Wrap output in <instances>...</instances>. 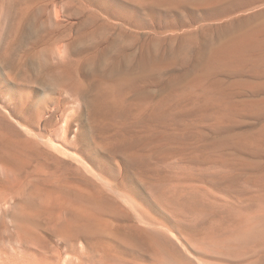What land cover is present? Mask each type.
I'll return each mask as SVG.
<instances>
[{
  "label": "rangeland",
  "instance_id": "1",
  "mask_svg": "<svg viewBox=\"0 0 264 264\" xmlns=\"http://www.w3.org/2000/svg\"><path fill=\"white\" fill-rule=\"evenodd\" d=\"M202 1L0 0V264H264L259 52L166 65L264 3Z\"/></svg>",
  "mask_w": 264,
  "mask_h": 264
},
{
  "label": "bare ground",
  "instance_id": "2",
  "mask_svg": "<svg viewBox=\"0 0 264 264\" xmlns=\"http://www.w3.org/2000/svg\"><path fill=\"white\" fill-rule=\"evenodd\" d=\"M220 1L223 2H221L220 5L215 6L213 10H209V13L207 14L208 17L228 15L245 6L264 3V0H206L202 1L199 5L201 7L206 5H216ZM58 13L59 12H56V14ZM219 31L220 34L218 35V40L213 42H206L196 38L191 39L188 43L189 46L187 47V50H184V48L180 47L181 50L179 52L177 51L176 53H173V58L169 59V61L166 59V65L175 66L178 65V63L182 65L188 63V61H190V59L195 55L193 47L196 44H200L199 49L197 50L200 54H197L195 58L199 59L201 57L205 61L206 67L221 65L226 62H238L240 56H243L242 59H245L247 54L254 51L259 52V54L254 58L255 63H258L259 67H264V21L256 23L255 25H251L248 28L231 25L225 29L217 30V34ZM203 33L205 35L207 32ZM221 36H223V38ZM172 49L174 50L175 48ZM204 55L205 58L203 57ZM179 58L180 62H178ZM140 65L144 67L151 65L153 73L165 67L162 60H158L153 55L150 56L145 54V51L140 60ZM236 65H238V63ZM134 80V78L128 77L119 78L117 81L112 82L113 84L109 86V89L104 90V95L106 97L111 96V89H114L120 84L134 86ZM142 81H144L143 77H140L138 82ZM65 130L67 132V129Z\"/></svg>",
  "mask_w": 264,
  "mask_h": 264
}]
</instances>
